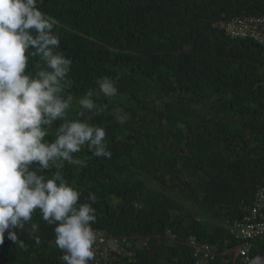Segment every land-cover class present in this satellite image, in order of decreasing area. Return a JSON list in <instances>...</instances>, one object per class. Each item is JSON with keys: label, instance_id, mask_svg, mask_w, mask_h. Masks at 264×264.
Returning a JSON list of instances; mask_svg holds the SVG:
<instances>
[{"label": "trees", "instance_id": "1", "mask_svg": "<svg viewBox=\"0 0 264 264\" xmlns=\"http://www.w3.org/2000/svg\"><path fill=\"white\" fill-rule=\"evenodd\" d=\"M38 7L57 19L59 51L72 60L69 119L104 127L112 153L89 158L85 148L74 155L86 164L60 170L81 192L78 203L97 197L94 230L147 239L129 249L131 261L118 255L116 263L194 264L185 243L193 236L226 253L207 264H246L229 251L240 242L225 223L240 218L264 181V45L231 39L219 24L264 15V0H43ZM104 76L117 80V96L94 95L97 110L78 117L77 101L98 91ZM120 113L129 115L123 125ZM54 132L55 125L45 139ZM32 222L35 233L30 225L17 230L24 249L5 234L0 264H62L54 226L38 211ZM259 249L264 237L249 258Z\"/></svg>", "mask_w": 264, "mask_h": 264}, {"label": "clouds", "instance_id": "2", "mask_svg": "<svg viewBox=\"0 0 264 264\" xmlns=\"http://www.w3.org/2000/svg\"><path fill=\"white\" fill-rule=\"evenodd\" d=\"M43 0H0V244L7 239L26 248L18 237L39 212L53 225L62 264H89L95 259L97 202L94 194L78 203L81 192L69 183L64 163L82 165L74 154L87 149L91 157L111 159L106 129L84 119H69L73 107L69 88L72 60L59 51L56 18L39 10ZM34 61V71L29 62ZM77 101L78 117L97 110L94 95L118 94L117 80L104 76ZM129 119L120 113L117 123ZM55 125L54 139L46 140ZM56 169V170H53ZM35 243H41L34 237Z\"/></svg>", "mask_w": 264, "mask_h": 264}, {"label": "built area", "instance_id": "3", "mask_svg": "<svg viewBox=\"0 0 264 264\" xmlns=\"http://www.w3.org/2000/svg\"><path fill=\"white\" fill-rule=\"evenodd\" d=\"M225 35L231 39H249L260 45H264V15L256 17L239 16L227 22L219 24ZM239 244L229 251L235 256L248 262L249 252L253 243L264 237V181L254 191L250 205L245 207L240 218L225 223ZM97 240L94 245L95 259L89 264L111 263L117 264V256H127L129 261L133 253L131 248H143L147 246V239L143 237H113L104 231L95 230ZM171 236V242L175 241V235ZM187 247L191 248L194 264H207L217 258H224L226 254L216 244L201 242L191 236L185 240Z\"/></svg>", "mask_w": 264, "mask_h": 264}, {"label": "water", "instance_id": "4", "mask_svg": "<svg viewBox=\"0 0 264 264\" xmlns=\"http://www.w3.org/2000/svg\"><path fill=\"white\" fill-rule=\"evenodd\" d=\"M246 264H264V250L259 249L256 255L251 258Z\"/></svg>", "mask_w": 264, "mask_h": 264}]
</instances>
